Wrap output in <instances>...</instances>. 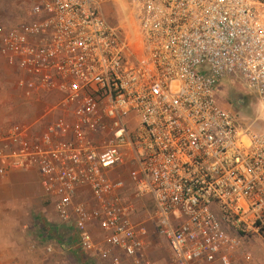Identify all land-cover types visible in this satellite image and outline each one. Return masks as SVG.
Segmentation results:
<instances>
[{"label": "built area", "instance_id": "built-area-1", "mask_svg": "<svg viewBox=\"0 0 264 264\" xmlns=\"http://www.w3.org/2000/svg\"><path fill=\"white\" fill-rule=\"evenodd\" d=\"M135 2L126 36L96 0H41L22 24L0 25L16 88L46 102L40 119L0 131V175L36 171L78 251L103 264H154L148 223L169 264H254L264 119L240 130L217 89L238 74L264 111V3ZM83 189L93 202L77 200Z\"/></svg>", "mask_w": 264, "mask_h": 264}, {"label": "rangeland", "instance_id": "rangeland-1", "mask_svg": "<svg viewBox=\"0 0 264 264\" xmlns=\"http://www.w3.org/2000/svg\"><path fill=\"white\" fill-rule=\"evenodd\" d=\"M37 1L20 0L19 8L14 5L16 4L15 1L7 2V7H0L2 13L0 15V25L12 27L22 24L27 18L28 11L39 2ZM96 1L100 5L106 21L112 27L118 29L123 36L129 35L130 31L137 32L139 11L135 0ZM16 79L15 71L10 69L0 56V131H5L20 123L34 122L43 115L46 102L39 103L24 99L16 88ZM253 96L249 84L238 74L221 81L217 89L218 105L236 115L240 124L239 129L242 131L247 129L259 131L263 127L264 111ZM40 126L41 124L37 125V127ZM13 175H20V173ZM123 177L126 181L128 180L126 172ZM19 183L18 180L15 181L9 176L0 175V200L5 203L2 209L0 207V232L5 233L3 230H7V233H5L6 238L14 236L16 241L14 240L13 243L16 247L35 248L42 251L38 259L45 261V263L79 264L73 253L78 252L81 258L80 262L83 264H103L98 258L86 256L78 251L77 238L71 228L72 224L64 225L60 222L54 208L43 199V192L40 190L38 180L33 182V186L35 183L37 190L32 186L26 189L25 184ZM16 185V193H14L13 189ZM13 196L21 202L22 206L19 208L9 207L11 199L14 198ZM24 214L27 216V222H31V226H33L31 229L35 228L37 239L34 235L33 237L28 236L29 239L26 241L18 242L20 231L17 232L15 229L17 228V222ZM146 214L143 207L139 213V218H145ZM50 227L51 229H49ZM148 228L150 230V247L147 249V255L154 264H169L170 252L167 245L158 238L153 224L148 223ZM94 231L98 232L97 239L99 240L102 237V231L99 228L94 229ZM2 237L0 233V247L10 248L9 243L6 242L9 239L5 240ZM249 242L254 264H264V238L262 235L254 234ZM64 250H67V252L64 253ZM70 253H73L72 256ZM18 258L21 259L23 264L33 263L30 254L29 256L16 257V259ZM3 259L5 263L15 264L11 262L13 257H10L9 254L3 256ZM42 263L44 262L39 264Z\"/></svg>", "mask_w": 264, "mask_h": 264}, {"label": "crops", "instance_id": "crops-1", "mask_svg": "<svg viewBox=\"0 0 264 264\" xmlns=\"http://www.w3.org/2000/svg\"><path fill=\"white\" fill-rule=\"evenodd\" d=\"M11 1H13V2L15 1L16 4H14V5H16V7L19 8V1L20 0H0V7H7L6 3L7 2L9 3ZM23 1H32V0H23ZM38 1H41V0H38ZM0 15H2L1 12H0ZM18 92L21 93L20 91H18ZM9 178L14 179L15 181L18 180L20 183L25 184L26 189H27V187L32 186L35 190H37L35 183H34V186H33V182L38 180V175H37L36 171L24 172L22 174L20 173V175L11 174V175H9ZM38 184H39V180H38ZM39 187H40V190L42 191L40 184H39ZM39 187H38V189H39ZM16 188H17V185L13 189L14 193H16ZM42 196H43V194H42ZM17 199H19V198H17ZM77 200L80 201V202H89V203L93 202L91 194L89 193L88 189L81 190L80 193H79V198ZM4 204L5 203H3V200H0L1 209L3 208ZM20 206H22L21 202L16 200L15 197L13 199H11L9 207H11V208H16V207L19 208ZM62 224H64V223H62ZM64 225H66V224H64ZM31 227H33V226H31V222H29V221L27 222V216H25V214L22 215L21 219L17 222V228L15 229V230H17V232L20 231L18 242H22V240L26 241L27 239H29L28 236L33 237L34 235H36L35 228L31 229ZM71 228L73 230V227H71ZM49 229H51V227ZM3 231L5 233H7V230H3ZM0 233L3 236L2 238H5V240L9 239L6 242H8L9 245H10V248L0 247V264H8V263H5V260L3 259V256H5L6 254H9L10 257H13L11 262L15 263V264H23V263H21L22 262L21 259L20 258L16 259V257L29 256V254L32 256V258H31V262H33L32 264H36V263L39 264L40 262H44L42 264H51V263H45V261H41V259H38L39 256H41L42 251L36 250L35 248L34 249L33 248L28 249V248H23V247H16L14 245V243H13L14 240L16 241V239H14V236H12V237L8 236V238H6L5 233H2V232H0ZM74 234H75V232H74ZM97 234H98V232L94 231V235H95L96 238H98ZM35 238L37 239V235L35 236ZM149 247H150V242H149ZM63 252L65 253V252H67V250L66 251L64 250ZM73 253H74V256L77 257L78 263L79 264H83L82 262H80V260H81L80 254L78 252H73ZM73 253H70L71 256H72ZM81 257H82V255H81ZM29 262H30V260H29ZM27 264H29V263H27Z\"/></svg>", "mask_w": 264, "mask_h": 264}, {"label": "trees", "instance_id": "trees-1", "mask_svg": "<svg viewBox=\"0 0 264 264\" xmlns=\"http://www.w3.org/2000/svg\"><path fill=\"white\" fill-rule=\"evenodd\" d=\"M261 2H263L264 3V0H261ZM259 234H261L262 235V237L264 238V226L261 228V230H260V233Z\"/></svg>", "mask_w": 264, "mask_h": 264}]
</instances>
